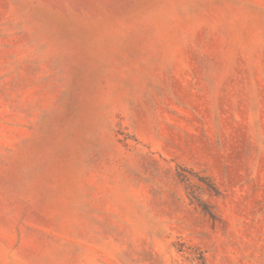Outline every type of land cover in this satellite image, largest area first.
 <instances>
[{
	"label": "rangeland",
	"instance_id": "rangeland-1",
	"mask_svg": "<svg viewBox=\"0 0 264 264\" xmlns=\"http://www.w3.org/2000/svg\"><path fill=\"white\" fill-rule=\"evenodd\" d=\"M199 251L264 264V0H0V264Z\"/></svg>",
	"mask_w": 264,
	"mask_h": 264
},
{
	"label": "trees",
	"instance_id": "trees-1",
	"mask_svg": "<svg viewBox=\"0 0 264 264\" xmlns=\"http://www.w3.org/2000/svg\"><path fill=\"white\" fill-rule=\"evenodd\" d=\"M179 177L181 178L182 181H186L187 180V177L183 174V173H179ZM215 190V189H213ZM193 194V199L197 200L198 202H200V204L203 206L204 210L208 211V208L205 204L201 203V201L198 199V197L196 195H194V193H191ZM197 260H198V263L197 264H205V259H204V256H203V252L199 251V257H197Z\"/></svg>",
	"mask_w": 264,
	"mask_h": 264
}]
</instances>
